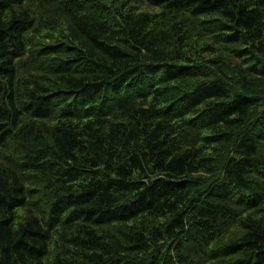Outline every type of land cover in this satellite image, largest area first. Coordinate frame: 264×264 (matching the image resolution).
Wrapping results in <instances>:
<instances>
[{
    "label": "trees",
    "instance_id": "16d2710c",
    "mask_svg": "<svg viewBox=\"0 0 264 264\" xmlns=\"http://www.w3.org/2000/svg\"><path fill=\"white\" fill-rule=\"evenodd\" d=\"M0 264H264V0H0Z\"/></svg>",
    "mask_w": 264,
    "mask_h": 264
},
{
    "label": "rangeland",
    "instance_id": "374dc122",
    "mask_svg": "<svg viewBox=\"0 0 264 264\" xmlns=\"http://www.w3.org/2000/svg\"><path fill=\"white\" fill-rule=\"evenodd\" d=\"M143 10H149V9H146V7H144V9Z\"/></svg>",
    "mask_w": 264,
    "mask_h": 264
}]
</instances>
